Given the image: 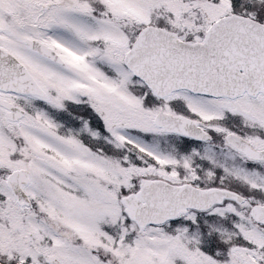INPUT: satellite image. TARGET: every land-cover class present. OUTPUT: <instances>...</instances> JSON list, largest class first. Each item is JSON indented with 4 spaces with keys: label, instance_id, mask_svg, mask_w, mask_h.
I'll return each mask as SVG.
<instances>
[{
    "label": "snow or ice",
    "instance_id": "6c2138e0",
    "mask_svg": "<svg viewBox=\"0 0 264 264\" xmlns=\"http://www.w3.org/2000/svg\"><path fill=\"white\" fill-rule=\"evenodd\" d=\"M0 264H264V0H0Z\"/></svg>",
    "mask_w": 264,
    "mask_h": 264
}]
</instances>
